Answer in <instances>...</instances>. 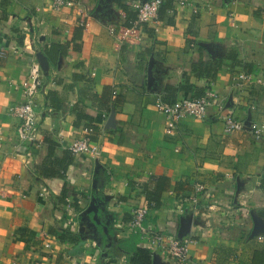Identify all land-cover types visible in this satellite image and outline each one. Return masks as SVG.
I'll return each instance as SVG.
<instances>
[{
	"label": "crops",
	"instance_id": "0c3cea01",
	"mask_svg": "<svg viewBox=\"0 0 264 264\" xmlns=\"http://www.w3.org/2000/svg\"><path fill=\"white\" fill-rule=\"evenodd\" d=\"M70 1L54 11L52 0H0V264H131L135 247L148 248L117 226L128 224L135 207L148 208L139 192L150 177H166L170 187L145 224L173 237L190 218L187 264H250L264 245L251 236L252 217L264 223L258 215L264 211V138L251 132L264 128V0L172 4L142 29L140 44L110 33L108 22L125 19L115 0ZM61 44L68 49L54 65L48 62L35 97L37 142L21 144L7 109L24 101L21 86L36 53L45 56V48ZM227 53L235 62L224 60L216 81L191 74L200 60ZM184 74L191 85L211 86L219 101L204 120L185 117L168 136L156 102L167 87L183 83ZM242 74L252 80L239 88ZM105 88L112 91L108 113L93 102ZM225 113L246 129L224 132L218 117ZM83 115L93 119L96 135ZM86 134L100 149L98 161L67 150ZM176 183L188 190L177 193ZM198 186L204 191L196 193ZM91 203L100 224L87 212ZM65 232L79 235V242L59 241ZM149 251L152 264H174L167 254Z\"/></svg>",
	"mask_w": 264,
	"mask_h": 264
},
{
	"label": "built area",
	"instance_id": "2783aa9c",
	"mask_svg": "<svg viewBox=\"0 0 264 264\" xmlns=\"http://www.w3.org/2000/svg\"><path fill=\"white\" fill-rule=\"evenodd\" d=\"M168 0H136L130 5L137 13V21L131 28L121 27L114 22H108V29L112 35H119L123 43L142 42V29L153 24L158 19V10L161 5ZM177 7H184L188 3L186 0H171ZM70 0H52L51 8L59 11L66 6H70ZM264 14V8L262 9ZM82 26L86 28L87 23L82 21ZM236 85L242 88L252 79L247 75H239ZM42 71L37 61H33L29 75L26 81L22 83L21 89L24 101L20 104L8 107V114L17 120L16 136L19 143L35 144L38 136V121L35 112V97L43 85ZM219 101L218 93L209 86L204 95L195 99H181L174 104L163 103L160 99L156 102V107L164 116L165 133L168 136L174 134L179 121L185 117L204 120L210 108L216 106ZM220 109L222 108L219 105ZM219 120L223 123L224 132L233 133L246 129L245 125L236 120L231 113L219 115ZM252 135L256 139L264 138V128L252 127ZM87 133V132H86ZM67 150L73 156L87 157L92 161H98L100 158V149L93 143L87 134L84 137L73 140L67 147ZM196 193L204 191L203 186L195 188ZM67 204V203H66ZM150 215L147 207L137 206L133 209L131 220L125 226L118 225L117 229L129 235H138L139 239L151 251H160L174 262V264H187L190 260L189 248L192 239H178L176 236H168L156 232L149 228L145 223ZM259 241L264 237L257 236Z\"/></svg>",
	"mask_w": 264,
	"mask_h": 264
},
{
	"label": "trees",
	"instance_id": "16d2710c",
	"mask_svg": "<svg viewBox=\"0 0 264 264\" xmlns=\"http://www.w3.org/2000/svg\"><path fill=\"white\" fill-rule=\"evenodd\" d=\"M115 4L118 8L124 13L125 19L120 24L121 27L124 28H131L137 21V13L131 7L123 3V0H115ZM173 2L171 0L165 1L158 10V20L162 17V13L166 12L167 9L172 8ZM81 27H77L74 32V37L72 42L75 44L73 45V50H78L79 47L77 42L81 38ZM68 49L67 44L61 45H50L49 47L43 50L48 62L51 65H54L58 58L66 53ZM236 56L227 53L223 58H216V59H209L208 61L200 60L197 64L191 66L190 72L196 78H204L208 80V82L216 81L217 72L223 66L224 60H230L232 63L235 62ZM184 82L180 83L176 86H170L163 91L162 95L160 96V100L163 103L167 104H174L175 102L179 101L177 99L178 95H188L187 98L184 99H195L199 98L204 95L205 91L208 87H197L190 84L189 77L187 75H183ZM111 95L112 91L111 88H105L100 96L93 97V102L98 106V109L102 110L105 113L109 112V106L111 104ZM181 100V99H180ZM79 119H83L88 123V128L94 133L95 135L98 133V127L93 124V119L87 116H80ZM264 178L262 179V182ZM175 191L178 193L179 191L188 190L186 187H182V183H176ZM140 188L139 195L144 197L146 205L148 206L149 211L158 210L161 206V196L168 190L170 187V180L166 177H150L148 182L142 184ZM65 195L60 199L62 204H66ZM72 207L75 208L76 211L79 209V205L72 204ZM258 215L264 219V211L258 213ZM110 235V234H109ZM136 237L135 240L139 241V236L134 235ZM58 240L65 243H78L79 242V235L71 234L65 232L62 236L58 237ZM110 243V240L103 241V247ZM121 245V244H120ZM106 250V249H105ZM152 254L146 248L135 247L133 249L131 264H152ZM250 264H264V245L261 249L255 251L251 258Z\"/></svg>",
	"mask_w": 264,
	"mask_h": 264
},
{
	"label": "water",
	"instance_id": "95a60500",
	"mask_svg": "<svg viewBox=\"0 0 264 264\" xmlns=\"http://www.w3.org/2000/svg\"><path fill=\"white\" fill-rule=\"evenodd\" d=\"M146 1V0H145ZM36 60L39 64V67L42 71V74L44 75V77L48 76V61L46 59V57L41 53V52H37L36 53ZM151 66L152 64H149V68H148V83L149 85L151 84L152 81V75H151ZM87 212H91L94 214L93 220L95 223L100 224L98 218H97V208L95 206L94 203H91L88 206ZM253 218V229H252V233L251 236H259L264 234V223L262 220H258L255 217ZM187 222L186 224L184 222ZM191 222L192 220L190 218L186 219L183 221V219L181 220L180 223V227L179 230L176 234V237L180 240H183V238H185L186 236H188L190 234V227H191Z\"/></svg>",
	"mask_w": 264,
	"mask_h": 264
}]
</instances>
